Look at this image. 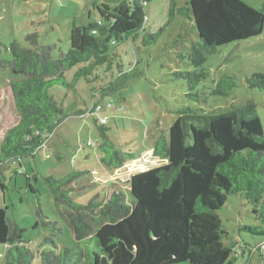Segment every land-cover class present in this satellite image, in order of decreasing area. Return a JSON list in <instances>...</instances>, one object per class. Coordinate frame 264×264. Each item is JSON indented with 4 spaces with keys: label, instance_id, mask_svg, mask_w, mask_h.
I'll use <instances>...</instances> for the list:
<instances>
[{
    "label": "trees",
    "instance_id": "16d2710c",
    "mask_svg": "<svg viewBox=\"0 0 264 264\" xmlns=\"http://www.w3.org/2000/svg\"><path fill=\"white\" fill-rule=\"evenodd\" d=\"M85 1L92 2L98 17L85 25L72 24L66 50L56 53L54 46L40 45L37 33L25 36L27 47L16 41L4 46L8 58L0 59V69L10 74L7 89L15 122L0 139V169L31 158L65 118L90 112L72 104L65 107L53 88L74 89L78 80L87 85L110 74L108 83L93 90L92 110L98 105L97 94H117L137 76L124 71L117 46L130 41L134 47H147L159 38L145 32V5L150 0ZM177 16L192 22L197 32L185 57L193 71L177 73L187 81L189 92L208 79L205 63L218 48L258 37L264 29V5L256 10L242 0H189L183 7L171 0L167 23ZM75 67L73 80L67 82L65 74ZM246 87L264 92V73L248 77ZM237 88L232 77L223 76L212 87H203L202 96L186 95L197 107L178 110L167 133L154 139L152 156L166 163L125 180L127 200L111 187L104 198L80 204L70 198L69 186L83 173L58 181L47 178L74 247H58L47 237L34 252L21 244L25 230L7 221L6 209H0L4 264H33L37 259L39 264H235L245 251L238 242L228 241L218 211L229 196L241 195L260 225L239 228L264 238V126L252 99L214 113L200 105L231 97ZM94 123L101 141L100 161L107 168L117 170L135 160L134 154L115 148L97 119ZM3 180L0 172V188L5 191ZM41 225L61 233L57 222ZM91 240L95 249L87 254L80 246ZM45 244L53 249L42 251ZM259 257L263 260L262 254Z\"/></svg>",
    "mask_w": 264,
    "mask_h": 264
},
{
    "label": "rangeland",
    "instance_id": "374dc122",
    "mask_svg": "<svg viewBox=\"0 0 264 264\" xmlns=\"http://www.w3.org/2000/svg\"><path fill=\"white\" fill-rule=\"evenodd\" d=\"M170 1L150 0L145 5L148 17L145 32L159 35L155 44L143 47L139 43L134 47L130 41H124L117 46L124 71L136 73L137 76L127 81L117 94L95 96L97 104L109 103L106 113L108 120L103 126L115 148L134 154L137 158L145 155L146 163L142 162V158L126 163V168L134 173L166 163L150 153L154 139L161 133H167L177 118L178 110L197 107L186 97L187 94L198 93L202 96L203 87H212L223 76H230L237 83L234 94L217 100V103L202 104L201 108L214 113L219 108L242 105L252 99L264 126V92L246 87L248 77L254 73H264V29L258 37L218 48L205 63L208 79L189 92L187 81L178 78L177 73L193 71L185 57L191 44L197 41V32L192 22L178 16L167 23ZM188 1L176 0L179 7L185 6ZM242 1L256 10L264 5V0ZM97 17L91 1L0 0V59L8 58L4 46L16 41L22 47H27L24 38L33 33L38 34L40 45L54 46L56 53L66 50L72 24L85 25L96 21ZM76 70L77 67L65 74L67 82L73 80ZM108 76L110 78V74ZM109 78L87 85L78 80L74 89L53 88V95L60 97L65 107L72 104L78 110L89 109L90 112L65 118L31 158L22 160L20 166L5 164L0 169L6 186L5 191L0 188V209H6L7 221L25 230L21 244L34 252L39 251V245L47 237H51L58 247H74L71 233L57 213L46 184L47 178L58 181L83 173L73 179L69 186L70 198L80 204L94 197L104 198L111 187L120 190L126 200L129 198L128 186L124 181H128L131 173L124 172L126 168H123L118 171L123 172L121 176L117 175L115 170L112 172L100 161L101 141L94 120L99 121L103 114L96 116L91 113L93 90L98 91L111 80ZM9 79L8 70L0 69V139L4 130L15 122L7 89ZM28 185L37 193L33 194ZM251 210L241 195H231L218 211L228 241L238 242L239 248L245 251L242 257H237L235 264H264V238L239 228H256L260 225L251 215ZM46 222H57L61 233L41 225ZM36 223L38 227H35ZM95 243V240H91L81 245L80 249L90 254L88 250L95 249ZM50 249H53L52 246L45 244L41 250ZM5 252L6 246L0 244V264L5 262ZM261 254L263 260L259 257ZM33 264H39V259Z\"/></svg>",
    "mask_w": 264,
    "mask_h": 264
},
{
    "label": "built area",
    "instance_id": "2783aa9c",
    "mask_svg": "<svg viewBox=\"0 0 264 264\" xmlns=\"http://www.w3.org/2000/svg\"><path fill=\"white\" fill-rule=\"evenodd\" d=\"M148 21V17L147 15L145 14L144 15V22H147ZM108 105L107 106H103L102 104H98L97 106H95L93 109H92V114H95L96 116H99V114H103V115H100L99 117V122L100 124L104 125L107 123V116H106V113L108 111Z\"/></svg>",
    "mask_w": 264,
    "mask_h": 264
},
{
    "label": "crops",
    "instance_id": "0c3cea01",
    "mask_svg": "<svg viewBox=\"0 0 264 264\" xmlns=\"http://www.w3.org/2000/svg\"><path fill=\"white\" fill-rule=\"evenodd\" d=\"M151 151H152V149H151ZM150 153L152 154V152H150ZM142 156L144 157L145 155H141V158H142V162H143V163H146L145 160H147V159H145V157L143 158ZM141 158H137V157H135V159H138V160L141 159ZM127 165H128V164H125L124 167H121V168L115 170L114 173L117 174V175H120V176H121V174H122L123 172H118V171H121L123 168L125 169ZM145 168H146V167H145ZM144 170H145V169H144ZM113 171H114V170H113ZM113 171H112V172H113ZM128 171H129V173H131V175H132V173H134V172H132L129 168H128V169L126 168V169L124 170V172H128ZM142 171H143V170H142ZM112 174H113V173H112ZM131 175H130V176H131ZM125 182H126V181H125Z\"/></svg>",
    "mask_w": 264,
    "mask_h": 264
}]
</instances>
